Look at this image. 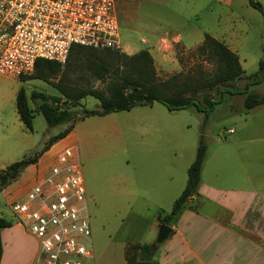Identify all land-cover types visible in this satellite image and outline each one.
I'll return each instance as SVG.
<instances>
[{"label":"rangeland","instance_id":"1","mask_svg":"<svg viewBox=\"0 0 264 264\" xmlns=\"http://www.w3.org/2000/svg\"><path fill=\"white\" fill-rule=\"evenodd\" d=\"M255 1L264 9V0ZM113 14L117 23L118 50L125 53L127 45L131 46L133 53L147 50L154 57L153 65L159 80L178 71L185 72L196 63L204 71H211V63L186 57L187 52L199 43L204 32L213 38L223 37L237 47L238 61L245 75L257 71L259 61L264 65V18L247 0H114ZM177 36L181 38L180 43ZM178 55L182 58L181 62L177 60ZM261 73L264 75V70ZM57 79L56 76L51 81ZM245 79L242 77L233 82L244 85ZM59 82L73 89L105 90L107 85L106 79L92 78L81 70L67 72ZM19 88L24 90L30 108H36L34 97L29 98L31 91L58 95L49 83L41 80H20L18 77L0 75V169L39 150L50 136L68 124L65 122L48 127L41 114L34 111L30 130L23 127L14 109V97ZM249 89L264 94V77L258 83L251 84ZM208 93L214 99L218 97L214 89ZM200 96H196L197 101H200ZM219 99L204 123L202 113L193 106L168 111L160 103H153L150 107L134 106L128 111L111 112L100 117L87 116L74 122L83 187L87 183L99 193L94 198H88L86 192L81 196L89 225V235L83 243L91 254L90 258L83 260V264H123V248L111 238L129 205L115 201L111 193L112 188L120 182L119 173L124 169L130 170V167L132 169L131 164L127 167L123 165V158L132 159L136 155V136L164 135L165 143H169L170 151L176 156L188 150L192 153L200 134L204 144L210 145L209 140L217 132L222 133L233 118L229 114L228 93L223 92ZM97 104L94 97L87 95L79 99L77 105L67 101L61 106L69 109L77 118L82 108L94 109ZM52 152L47 154L40 166L47 163ZM176 177L177 174H173L172 181ZM10 190L6 188L0 193L1 214L5 218L11 213L10 203L22 199ZM9 197L11 201L6 204ZM170 206L171 203L164 211H168ZM256 241L253 237L235 238L231 247L201 248L195 256L184 254L181 259L173 256L161 260V263L264 264V244L259 246ZM27 247L32 264H36L37 244L36 250L33 243L27 244ZM161 248L162 244L155 250L156 258Z\"/></svg>","mask_w":264,"mask_h":264},{"label":"crops","instance_id":"2","mask_svg":"<svg viewBox=\"0 0 264 264\" xmlns=\"http://www.w3.org/2000/svg\"><path fill=\"white\" fill-rule=\"evenodd\" d=\"M216 39L226 44L239 60L237 47L223 37ZM177 40L180 43V36H177ZM131 49L127 45L125 53L132 54ZM239 63L242 76H247ZM232 83L238 89L243 87ZM255 92L263 97V102L247 111L242 109L243 93L227 92L229 114L233 117L231 124L222 133L217 132L209 140L210 145L205 142L197 192L189 198L186 207L170 227L173 231L162 243L161 252L156 258L158 264L173 256L179 259L184 258V254L195 256L201 248L231 247L235 238L253 237L259 246L264 244V94ZM234 99L237 101L233 102ZM74 136L72 126L64 137L52 143L34 164L26 166L16 180L0 193L9 188L23 199L36 172L43 167L40 164L47 154L64 145L74 148L79 161ZM136 137V155L132 159L123 158V165L127 167L131 164L132 169L130 167V170L124 169L119 173L120 182L112 188L111 193L115 201L129 205L111 238L122 248L129 242H151L158 225L157 213L172 204L182 190L186 169L195 153L193 149L192 153L188 150L176 156L170 151L169 143H165L164 135L139 134ZM50 155L47 163L50 162ZM175 173L176 180L172 181ZM85 192L88 198L99 194L94 186L87 183L84 185ZM10 201L11 198L6 204ZM1 211L0 207V216L4 217ZM5 219L11 225L0 229V264H32L27 244L33 243L36 250L35 238L15 222L12 213L9 212V217Z\"/></svg>","mask_w":264,"mask_h":264},{"label":"trees","instance_id":"3","mask_svg":"<svg viewBox=\"0 0 264 264\" xmlns=\"http://www.w3.org/2000/svg\"><path fill=\"white\" fill-rule=\"evenodd\" d=\"M247 3L258 10L264 18V9L257 1L247 0ZM186 57L211 63V71H204L199 63H196L185 72L178 71L159 80L152 57L145 49L126 54L117 49H95L82 45H72L63 63L54 60L36 59L32 72L18 78L20 80L37 79L49 83L58 92V95L31 91L29 98L38 96L42 102L36 108H30L24 90L19 88L14 97V109L18 120L23 127L30 130L32 113L35 111L41 114L48 127L65 122L68 124L56 134L50 136L39 150L0 169V190L16 180L26 166L34 164L52 143L64 137L71 130L76 120L84 117L127 111L134 106H150L153 102H158L168 111L193 106L202 113V123H204L208 113L214 104L220 100L219 98L223 92L229 94L243 93V111H247L263 102V97L259 93L249 89L251 84L259 82L264 77L263 73L260 74V71L264 70L261 61L258 62L256 72L242 76L243 71L237 55L222 41L205 32L201 41L187 52ZM177 60L181 62V56L178 55ZM75 70L84 71L98 80L106 79V89H73L62 86L59 79L67 72ZM56 76L58 79L52 82L51 80ZM242 77H245L246 81L243 87L238 89L232 82ZM220 87L222 88L219 89ZM211 89L218 92L216 99L208 93ZM198 94L201 95L200 101L196 100ZM87 95L97 100V108H82V112L77 118L72 115L69 109L61 106L63 102L67 101L71 105H77L79 99ZM204 153L205 144L200 134L194 157L186 169L185 184L173 200L170 209L168 211H158L156 216L158 224H166L171 227L186 207L189 198L196 194ZM10 225L9 220L0 216V229ZM172 231L171 229L170 234ZM123 264H158V261L155 251L149 249V243L129 242L123 247Z\"/></svg>","mask_w":264,"mask_h":264},{"label":"built area","instance_id":"4","mask_svg":"<svg viewBox=\"0 0 264 264\" xmlns=\"http://www.w3.org/2000/svg\"><path fill=\"white\" fill-rule=\"evenodd\" d=\"M114 0H0V75L32 72L36 59L63 63L72 45L119 48ZM12 216L36 240V264H83L89 225L80 164L71 145L50 155Z\"/></svg>","mask_w":264,"mask_h":264},{"label":"water","instance_id":"5","mask_svg":"<svg viewBox=\"0 0 264 264\" xmlns=\"http://www.w3.org/2000/svg\"><path fill=\"white\" fill-rule=\"evenodd\" d=\"M42 100L40 97H34L33 103L37 107L39 104H41ZM171 228L166 224H158L156 227L155 234L149 243V249L151 251H155L160 244H162L170 235Z\"/></svg>","mask_w":264,"mask_h":264}]
</instances>
